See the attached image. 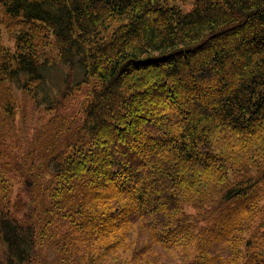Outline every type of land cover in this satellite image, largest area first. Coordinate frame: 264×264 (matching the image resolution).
<instances>
[{
	"label": "trees",
	"instance_id": "trees-1",
	"mask_svg": "<svg viewBox=\"0 0 264 264\" xmlns=\"http://www.w3.org/2000/svg\"><path fill=\"white\" fill-rule=\"evenodd\" d=\"M264 264V0H0V264Z\"/></svg>",
	"mask_w": 264,
	"mask_h": 264
},
{
	"label": "rangeland",
	"instance_id": "rangeland-1",
	"mask_svg": "<svg viewBox=\"0 0 264 264\" xmlns=\"http://www.w3.org/2000/svg\"><path fill=\"white\" fill-rule=\"evenodd\" d=\"M175 255L176 254H170L169 256L166 257L167 261H170L169 264L173 263L174 258H176ZM176 260H177V258H176Z\"/></svg>",
	"mask_w": 264,
	"mask_h": 264
}]
</instances>
